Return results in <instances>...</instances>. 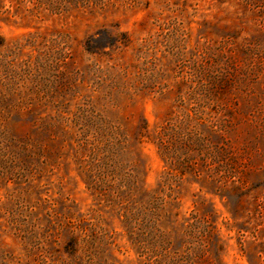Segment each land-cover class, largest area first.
I'll list each match as a JSON object with an SVG mask.
<instances>
[{
    "label": "rangeland",
    "instance_id": "1",
    "mask_svg": "<svg viewBox=\"0 0 264 264\" xmlns=\"http://www.w3.org/2000/svg\"><path fill=\"white\" fill-rule=\"evenodd\" d=\"M131 173L194 264H264V0H0V264H155Z\"/></svg>",
    "mask_w": 264,
    "mask_h": 264
},
{
    "label": "trees",
    "instance_id": "2",
    "mask_svg": "<svg viewBox=\"0 0 264 264\" xmlns=\"http://www.w3.org/2000/svg\"><path fill=\"white\" fill-rule=\"evenodd\" d=\"M165 135V131L160 130L156 135L152 136L153 141L159 144L160 149L164 148ZM192 142L198 143V149L201 147L200 145L205 146L204 138L199 135L193 138ZM82 147H84V145H82ZM198 155L199 154H197V156ZM165 156L170 160L169 165L171 172H168L173 173L172 170H175L181 174L187 172L193 173L200 179L202 188L205 187L208 191H213L214 188L220 190L217 182L222 179L214 175V172L211 173L209 171L212 170L211 168L204 174L199 167L197 158L194 157L193 154L187 155L186 158L176 156L174 153H170V155L169 153L168 155L165 153ZM201 159L203 160L204 158ZM205 164L207 165L209 163L206 162ZM135 166L136 165H133L132 172L136 171ZM99 174H104V171L100 170ZM130 176L131 178L128 184V225H130L132 228L131 231L137 234V236H139L140 232L141 235L144 236V238L140 240H135L139 251L142 254H146L147 259L155 262V264H194L196 261H193L194 255L190 249L185 253L191 256V261L189 262L185 261L183 258L185 254L174 250L170 241V233L164 230L163 223L161 222V213L165 210V205L168 201L164 196L154 191H148L147 189L138 191L139 185L137 184L140 182V179L137 178L136 173H131ZM229 176L232 178L233 174ZM231 180L234 181L235 179L232 178ZM132 181L133 184H131ZM194 221L195 222L187 223L184 230L187 236L196 238L194 240H196L199 245L200 253H205L206 247L208 246L209 248L211 245L214 246L215 251H219L221 249L220 239L218 236L214 235L212 229L208 228L207 221L198 216L194 218ZM204 222H206L205 225H207V227H203L202 223Z\"/></svg>",
    "mask_w": 264,
    "mask_h": 264
}]
</instances>
